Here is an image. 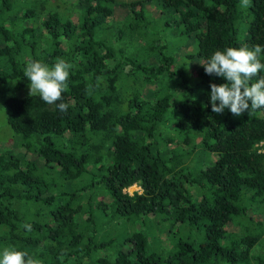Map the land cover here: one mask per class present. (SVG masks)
Masks as SVG:
<instances>
[{
    "label": "trees",
    "instance_id": "1",
    "mask_svg": "<svg viewBox=\"0 0 264 264\" xmlns=\"http://www.w3.org/2000/svg\"><path fill=\"white\" fill-rule=\"evenodd\" d=\"M17 1L0 0V107L23 151H0V253L43 264H264V108L213 113L210 84L226 81L202 66L229 47H264V0H74L75 22L46 0ZM150 1L160 18L143 8ZM116 8L124 15L111 21ZM58 59L72 65L56 102L66 113L30 95L24 77L30 62ZM193 152L208 164L196 168ZM27 153L44 167L33 170ZM133 183L141 192H122ZM187 185L205 193L193 201ZM38 208L46 214L34 220ZM149 214L159 231L113 220Z\"/></svg>",
    "mask_w": 264,
    "mask_h": 264
},
{
    "label": "clouds",
    "instance_id": "2",
    "mask_svg": "<svg viewBox=\"0 0 264 264\" xmlns=\"http://www.w3.org/2000/svg\"><path fill=\"white\" fill-rule=\"evenodd\" d=\"M250 3L251 0H242V6L248 7ZM262 51L264 47L260 45L252 48L229 47L224 51H216L202 65L206 74L215 75L226 81L219 85L210 84L209 95L213 113L222 114L225 109H228L232 115L239 117L246 111L249 114L250 111L264 108V75H260L264 72V63L260 59ZM71 68L72 65L64 59H58L52 66L40 61L30 62L24 69V77L30 82L29 94L39 95L43 102L48 105L55 104L61 113H66L69 105L63 102L56 104V102L62 101V93L68 91ZM253 80L255 82H252ZM258 151L264 154V146L259 147ZM31 168L34 170L36 166ZM132 185L137 184L133 183L124 187L122 192L129 195L138 192L136 190L127 192ZM138 188L141 192L139 186ZM39 214L40 212L36 211L34 218H38ZM146 220L147 218H144V222ZM24 228L28 232L32 231L30 224H25ZM0 264H41V261L29 255L27 251L4 249L0 253Z\"/></svg>",
    "mask_w": 264,
    "mask_h": 264
},
{
    "label": "rangeland",
    "instance_id": "3",
    "mask_svg": "<svg viewBox=\"0 0 264 264\" xmlns=\"http://www.w3.org/2000/svg\"><path fill=\"white\" fill-rule=\"evenodd\" d=\"M34 0H32L30 2V0H22L21 3L23 5H27L30 6L32 4ZM117 1H130V0H117ZM242 3V1H241ZM16 5H19V2L16 0ZM148 9V13L151 16H157L156 14L160 13L161 9L158 7V5L156 4V2L154 1H150L148 4L143 3V8L145 7ZM59 6L60 9L63 10H67L70 12H73L71 15V20L73 22H75V15L76 12H74L76 10V6H75V1L74 0H46L45 3V7L47 9H56V7ZM240 10L242 11L241 13H239V16L235 22V35L236 38L238 39V41L240 42H244L245 39V35H246V25L247 22L249 20V17L246 15L245 11L240 7ZM80 11V9H79ZM124 15L123 9L121 8H116L115 13L113 14L112 20L115 21H120L122 18V16ZM41 16H44V13H41ZM127 15L124 17L125 20H127ZM160 18V16H157V19ZM167 20L169 22V24H175V20H174V14L169 11L168 16H167ZM156 19V20H157ZM160 22H163L162 18L161 21H159L158 23L160 24ZM110 30V29H109ZM111 32V31H110ZM190 46L187 47H183V49L181 50V52H186L189 53L190 51L188 49H190ZM203 61V59L199 58V57H192L190 61L187 62L188 66H191L193 68L198 67V65ZM193 86L194 83H193ZM260 114V113H259ZM5 119H4V109L2 107H0V151L2 150H9L11 151L13 154L19 155L21 153H23L22 149L19 146V141H18V136L16 134H14L9 128L8 126L5 124ZM5 139H7V141H4ZM13 140V141H12ZM14 142V143H12ZM12 147H10V146ZM167 148H180L181 145L180 144H175L173 142L168 143V145H165ZM197 151H201L203 152L201 149H197ZM215 154V153H213ZM212 155V154H211ZM191 157L194 158V161L192 163H194L196 165V168H202L204 167L205 164H208L207 162H204L201 158H198L197 156H195V153L193 152L191 155ZM40 156L36 155L35 156L33 154H26V159L31 160V162L36 166V168H39V165L41 167H44L42 165V161ZM191 162L188 161V159L184 162L185 165L190 164ZM188 190L191 193V200H195L197 196L205 193L204 191H201L198 187H195L194 185H187ZM134 190L139 192V188L137 185H132L127 189L128 193L133 192ZM38 211L40 212V214L38 215V218L43 217L46 213V211H43L41 209L38 208ZM162 211V210H161ZM161 211L158 213L159 216L161 215ZM106 213H108V215L110 214V211L105 210ZM87 212H83L81 215H85ZM155 213V212H154ZM262 213L264 215V212H259ZM87 215V214H86ZM80 216V215H79ZM147 218V220L143 223V219ZM263 217L260 216V219H262ZM37 219V218H36ZM34 218V220H36ZM117 224L119 225H127V226H131L132 228L135 229H141L143 232H146L149 229L148 225H153L155 229H157V231H159V229H161V226L158 225V228H156V216H152V215H143V216H133L130 218H121V219H113ZM142 222V223H141ZM160 238L164 241L167 242L165 239H167L166 235L161 232L160 233ZM147 240H150L149 235H147ZM35 257V256H33ZM36 258H40L37 257ZM41 259V258H40ZM41 264H43L41 262Z\"/></svg>",
    "mask_w": 264,
    "mask_h": 264
}]
</instances>
